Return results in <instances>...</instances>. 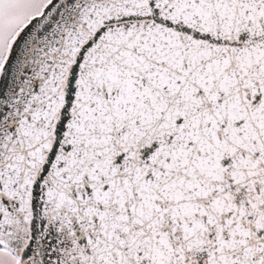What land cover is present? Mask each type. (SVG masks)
Here are the masks:
<instances>
[{"label":"snow or ice","instance_id":"snow-or-ice-1","mask_svg":"<svg viewBox=\"0 0 264 264\" xmlns=\"http://www.w3.org/2000/svg\"><path fill=\"white\" fill-rule=\"evenodd\" d=\"M0 264H264V0H0Z\"/></svg>","mask_w":264,"mask_h":264}]
</instances>
